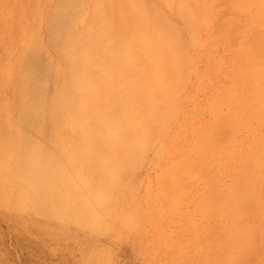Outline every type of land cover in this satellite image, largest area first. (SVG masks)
Instances as JSON below:
<instances>
[{
  "label": "rangeland",
  "instance_id": "374dc122",
  "mask_svg": "<svg viewBox=\"0 0 264 264\" xmlns=\"http://www.w3.org/2000/svg\"><path fill=\"white\" fill-rule=\"evenodd\" d=\"M65 1L0 0V264H264V0H103L124 39L101 49L106 70L85 52V112L59 100L76 89L59 82L62 43L101 0ZM61 11L76 23L60 22L54 44ZM42 95H54L49 116ZM118 109L135 121L94 147L99 116ZM85 146L97 148L79 168L89 186L67 157ZM13 162L32 174L14 178Z\"/></svg>",
  "mask_w": 264,
  "mask_h": 264
},
{
  "label": "bare ground",
  "instance_id": "6f19581e",
  "mask_svg": "<svg viewBox=\"0 0 264 264\" xmlns=\"http://www.w3.org/2000/svg\"><path fill=\"white\" fill-rule=\"evenodd\" d=\"M67 1V0H66ZM65 1V2H66ZM64 2V3H65ZM67 2H69V1H67ZM66 2V3H67ZM63 3V4H64ZM70 3V2H69ZM64 4V5H66L67 7H65V8H68L69 7V5L70 4ZM63 4H62V6H63ZM72 5V4H71ZM70 5V6H71ZM103 5H105V4H103V0H101V1H99V2H97V3H95V5L92 7V11L93 12H96V17L93 19V21H91V22H89V23H86V24H84V25H82V27L80 28V30L78 29V25H76L75 23H76V21L75 22H73V20L70 22V21H68V20H70L71 19V15H70V13L69 12H65V11H61V12H59V14L56 16V22H55V24H56V29H54V32L53 33H51V34H53V36H52V42L54 43V41H56L58 38H57V36L59 35V33H58V29L60 28V24H61V27L62 26H65L66 27V25L68 26L69 24H70V26H72V24L71 23H74L75 25H74V28L72 27V29H71V31H70V29H69V32H67V30H65L66 31V34H64V40H66L67 42H63L62 44L64 45L65 44V46L67 47H63L62 48V50L64 51V52H62L63 54H62V56H63V58L65 59V61H68V66L70 67L69 68V70L68 71H65V69L64 70H59V72H58V78H59V82L60 81H62L63 82V85H67V87H69V84L70 85H72V86H74L76 89H75V93H73V94H71V96H68V94L70 95V93H69V90H68V94L66 95V94H64L63 92L62 93H60L59 94V100L62 102L61 104H62V107H68V105H67V103L68 102H74V106H75V104H76V107H77V110H80V109H84V112L85 111H87V104H88V100L87 101H84V102H77V100H76V94L77 93H81V92H83V91H87V92H90L91 91V93H95V89H90L89 87H88V82H86V81H88L87 80V75H88V72L86 73V71H83V70H85L84 68H86L87 66V64H86V60H84V57H86V53H87V51H91V50H95L94 51V53H96V52H98L97 54H95L96 55V57H100L101 59V61H100V63L102 62V58L104 59V57H105V55H104V53H106V52H104V49L103 50H101L104 46H106L108 43H110V42H113V40H119L118 42H120L121 40H123L124 38H123V34L120 32V31H118V29H115L114 27H113V23L111 24V22L109 21V20H107V15L109 16L110 14L109 13H107V15H106V12H102L101 11V8H102V6ZM72 6H74V5H72ZM63 7V8H64ZM83 9V8H82ZM81 9V10H82ZM104 9L106 10V8H105V6H104ZM91 11V12H92ZM63 12V13H62ZM64 12L66 13V14H64ZM62 14H64L65 16L63 17L62 16ZM90 14V12H88L87 13V15H89ZM67 15H70V16H67ZM72 15H73V11H72ZM76 15V14H75ZM75 15H73L74 17H76ZM93 15V14H92ZM61 16V17H60ZM58 17V18H57ZM68 18H70V19H68ZM60 19H62L61 21H60ZM92 19V18H91ZM59 20V21H58ZM63 20H65V21H63ZM77 20V19H76ZM61 22V23H60ZM67 22H68V24H67ZM70 22V23H69ZM60 23V24H59ZM59 24V25H58ZM63 24V25H62ZM80 24V23H79ZM58 25V26H57ZM69 26V28H71ZM81 26V25H80ZM59 27V28H58ZM65 27L63 28V29H65ZM63 29H61V30H63ZM68 29V28H67ZM78 29V30H77ZM56 30V31H55ZM65 33V32H64ZM68 33H70V35H68ZM54 34H58L57 36L55 35L54 36ZM66 36H68V39H66L67 37ZM60 37V36H59ZM63 37V36H62ZM70 37V38H69ZM79 37H80V39L82 38V40L83 39H85V41L83 40L82 41V43L80 42V39H79ZM57 38V39H56ZM113 38H115V39H113ZM54 39V40H53ZM63 39V38H62ZM70 39V46H69V42H68V40ZM87 39V40H86ZM58 41V40H57ZM56 41V42H57ZM84 42V43H83ZM117 42V43H118ZM68 43V44H67ZM116 43V42H115ZM55 44V43H54ZM58 46V45H57ZM108 46V45H107ZM118 46V45H117ZM116 46V47H117ZM67 50H65V49ZM69 48V49H68ZM108 49V48H107ZM58 50V49H57ZM59 50L60 51H62L61 50V48L59 47ZM100 50V51H99ZM107 51V50H106ZM111 51H112V49H111ZM115 51V53H114V57H118V64L116 63V65H120L119 64V61H120V46L119 47H117L116 48V50H114ZM123 51H124V49H123ZM86 52V53H85ZM92 53H91V56H93L92 54H93V51H91ZM61 53V52H60ZM110 54V53H109ZM108 54V55H109ZM85 55V56H84ZM94 55V56H95ZM111 55V54H110ZM123 55V54H122ZM112 57V56H111ZM123 57V59H122V65H123V67H124V62L123 61H126V57L125 56H122ZM125 57V58H124ZM87 58V57H86ZM113 58V57H112ZM98 59V58H97ZM96 59V60H97ZM108 59V58H107ZM89 60H92V59H89ZM99 60V59H98ZM116 60V59H115ZM93 61V60H92ZM108 61V60H107ZM106 61V62H107ZM117 61V60H116ZM91 62V61H90ZM98 61H96L95 63H97ZM106 62H103V63H101V65H98V66H100V69L99 70H106V68L108 69V67H106L107 66V63ZM111 62V61H110ZM109 62V63H110ZM88 63V62H87ZM108 63V64H109ZM114 63V62H113ZM121 63V62H120ZM114 65V64H113ZM112 65V66H113ZM97 66V67H98ZM94 67V66H93ZM122 67V68H123ZM89 68H91V67H89ZM88 68V69H89ZM99 68V67H98ZM116 68H118V67H116ZM33 69V70H32ZM31 70H32V72L33 71H35V67L34 68H32ZM94 69V68H93ZM124 69V68H123ZM126 69V68H125ZM124 69V70H125ZM31 70H30V74L32 73L31 72ZM119 71H120V68L118 69ZM93 71V70H92ZM109 71V70H108ZM112 71V70H111ZM114 71V70H113ZM118 71V72H119ZM127 71V70H126ZM85 72V73H84ZM94 73H95V71H93ZM104 72V71H103ZM107 72V71H106ZM117 72V71H116ZM123 72H125V71H123ZM122 72V73H123ZM33 73H35V72H33ZM120 73H121V71H120ZM119 73V74H120ZM127 73V72H126ZM110 74H112V73H110ZM47 75V74H46ZM91 75V73L89 74V76ZM97 75V74H96ZM103 75V74H102ZM115 76H116V74H114ZM113 75V76H114ZM27 76H28V73H27ZM21 77V78H25V79H29L30 80V77L28 76V77ZM37 77H38V75H36ZM39 76H40V74H39ZM87 76V77H86ZM92 76V75H91ZM99 76V75H98ZM97 76V77H98ZM107 76V75H106ZM125 76V75H124ZM136 76V75H135ZM35 77V76H34ZM37 77H35V79L37 80ZM99 77H102V76H99ZM109 77H112L111 75L109 76ZM118 77V76H117ZM58 78H57V83H59L58 82ZM91 78V77H90ZM113 78V77H112ZM24 79V80H25ZM39 79H41L40 77L38 78V80ZM110 79V78H109ZM114 79L116 80V78L114 77ZM119 79H120V76H119ZM24 80H22V81H24ZM28 80V81H29ZM38 80H37V82L36 83H38ZM90 80V79H89ZM111 80H113V79H111ZM27 81V80H26ZM25 81V82H26ZM31 81V80H30ZM28 82V83H31V82H34L33 80L31 81V82ZM41 81V80H40ZM39 81V82H40ZM43 81H44V78H43ZM136 81V80H135ZM42 82V81H41ZM90 82V81H89ZM92 82V81H91ZM111 83H112V81H110ZM110 82H108L109 84H110ZM118 82V81H117ZM24 83V82H23ZM27 83V82H26ZM27 83V87H25V88H28V90L30 91H33L34 89H36V88H32V83H31V87H28V84ZM35 83V82H34ZM33 83V84H34ZM77 83V84H76ZM116 83V82H115ZM119 83V82H118ZM125 83H126V91L129 93V95H131V94H135L136 93V90H138V88H136V86H137V84H136V82L134 83V78H133V76H130V77H128L126 80H125ZM45 84V83H44ZM44 84H42V86L44 85ZM93 84V83H92ZM113 84V83H112ZM136 84V85H135ZM25 84H23V86H24ZM114 85V84H113ZM118 85H120V83L118 84ZM40 86V85H39ZM108 86H112L111 84L110 85H108ZM107 86V87H108ZM117 86V85H116ZM139 86V85H138ZM41 87V86H40ZM66 87V86H65ZM94 87V86H93ZM113 87H115V85L113 86ZM24 88V89H25ZM31 88V89H30ZM109 88H111V87H109ZM117 88V87H116ZM17 89H19V88H17ZM42 89V88H41ZM41 89H38V90H41ZM66 89V88H65ZM71 89V88H70ZM20 90L22 91V89H21V87H20ZM26 91H27V89H25ZM24 90V92H26ZM118 90V89H117ZM30 91V92H31ZM66 91H67V89H66ZM72 91V90H71ZM104 91V90H103ZM106 91V90H105ZM111 91L112 92H115V89H114V91H113V89H111ZM120 91V90H119ZM28 92V91H27ZM26 92V93H27ZM40 92H42V91H40ZM96 92H97V89H96ZM99 92V91H98ZM102 92V91H101ZM121 92V91H120ZM100 93V92H99ZM127 93V94H128ZM21 94V93H20ZM23 94V93H22ZM27 94H29V93H27ZM26 94V95H27ZM89 94V93H88ZM113 94V93H112ZM118 94V93H117ZM121 94V93H120ZM18 95V94H17ZM25 95V93H24V95H21V97L22 96H26ZM43 95H44V93H43ZM43 95L41 96V98L43 97ZM96 95V94H95ZM99 95V94H98ZM97 95V96H98ZM102 95V94H101ZM20 96V95H19ZM30 96V95H29ZM46 96V95H45ZM44 96V98H42L43 100L41 101V102H43V103H41L39 100H38V102H40V103H38V106L39 107H43V108H45V112H46V114L49 116L50 114L49 113H51V111L53 110L52 109V107H51V100L53 99V97H54V95L52 96V97H45ZM107 101H108V104H109V106L111 107V108H114V104L116 103V100H117V96H111V94H107ZM120 96H122V95H120ZM124 96H126V94L124 95ZM102 97H105V95L104 96H102ZM119 97V96H118ZM19 98V97H18ZM100 98V97H99ZM23 100V97L22 98H20L19 100ZM93 99V98H92ZM92 99H90V100H92ZM97 99V98H96ZM28 100V99H27ZM103 100H105V99H103ZM30 101V100H29ZM96 101V100H95ZM106 101V100H105ZM118 101V100H117ZM23 102H24V100H23ZM91 102V101H90ZM89 102V103H90ZM31 103V102H30ZM92 103V102H91ZM94 103V102H93ZM20 104V103H19ZM22 104V106L24 105L23 103H21ZM28 104V103H27ZM43 104H44V106H43ZM29 105V104H28ZM27 105V106H28ZM41 105V106H40ZM84 105H85V107H84ZM95 105V104H94ZM24 106H26V105H24ZM27 106L26 107H23V108H27ZM74 106H72V109L74 108ZM105 106V105H104ZM51 107V108H50ZM90 107V106H89ZM17 108V107H16ZM22 108V109H23ZM21 109V108H20ZM24 109V110H25ZM52 109V110H51ZM27 110H29V111H27ZM58 110V109H57ZM104 110V109H103ZM122 110H123V108H122ZM26 111L27 112H25L26 113V116H28L27 115V113H29L30 112V109H26ZM18 112V111H17ZM23 112V111H22ZM21 112V113H22ZM75 111H71V115H72V113H74ZM90 112V111H89ZM78 113V112H77ZM102 113H104V112H102ZM125 114H126V112H124ZM23 114V113H22ZM34 115L33 116H35V113H33ZM81 114V113H80ZM87 114V113H86ZM125 114H123V115H125ZM18 115V114H17ZM21 115V114H20ZM89 115H90V113H89ZM22 116V115H21ZM20 116V117H21ZM25 116V117H26ZM31 116V114L29 115V117ZM32 116V117H33ZM19 117V116H18ZM23 117V116H22ZM84 117H85V114H84ZM31 118V117H30ZM34 118V117H33ZM32 118V119H33ZM36 118V117H35ZM89 118H90V116H89ZM122 118V120H125V125L126 126H128L129 125V122H132L133 123V121H135V119L133 118V116H123V117H121L120 116V109H118L117 110V112H113V113H111V114H108V115H102L101 117L99 116V125H98V123H97V127H100V130H99V135H100V137H99V139L96 141V145L94 146V147H99V145H101V144H111V143H114L117 139H119L120 138V132H122L123 131V127H120V119ZM133 118V119H132ZM20 119V118H19ZM26 119H27V117H26ZM26 119H25V121H26ZM31 119V120H32ZM88 119V118H87ZM86 119V120H87ZM86 120H85V118H83L82 120H80L81 122V128H82V132L83 133H87V136L88 137H92V131L94 130V126L92 125V123L91 122H89V121H87L86 122ZM27 122L29 123V122H32L33 123V121H29V120H27ZM98 122V121H97ZM23 123H24V121H23ZM32 123H30V125H32ZM34 124V123H33ZM28 124L26 123V126H27ZM29 125V126H30ZM20 127V126H19ZM112 127H114L115 128V130H116V132H117V136H116V140L115 141H113V139H112V137H111V134L110 133H108V130H107V128H110L111 129V131H112ZM26 130V129H25ZM32 130H34V129H32ZM98 130V129H97ZM27 131V130H26ZM100 131H107V134H106V136H105V134H104V132H103V134H100ZM19 135V134H18ZM21 135H23V134H21ZM98 135V136H99ZM17 136V135H16ZM80 136H81V134H80ZM19 136H17V138H18ZM15 140V139H14ZM19 140V139H18ZM18 140H16V141H18ZM23 139H21V141H22ZM120 140H121V138H120ZM120 140H118L117 141V146H118V148H120V146H122V143H120L121 141ZM20 142V141H19ZM121 144V145H120ZM117 148V149H118ZM16 149H18V148H16ZM23 150V149H22ZM119 150V149H118ZM15 151V150H14ZM96 151H97V148L95 149V148H93V147H90V146H85V147H83V148H78V149H74V150H71V151H69V153L67 154V157L70 159V161L72 162V164H73V166L74 167H76L77 169H78V171L80 172L79 174H77L76 176H77V179L80 181V182H83V183H85V185H87V186H89L90 184H91V181H92V179H93V174H91V173H84V172H82L83 171V169H79L80 167H87V166H89V164H91L90 163V160H92V159H94V157L96 156ZM23 152H25V151H23ZM75 152H76V154H78L79 152L80 153H82L83 154V156H80V157H78L76 154H75ZM13 153V152H12ZM119 153V152H118ZM118 153H116L117 154V156H118ZM15 154V153H14ZM17 154V153H16ZM29 154H32V152H30ZM116 154H115V157H117L116 156ZM18 155V154H17ZM123 157V156H122ZM124 158V157H123ZM20 161V160H19ZM14 163V166L10 169V171H11V175H13V177L14 178H16V176L17 175H20L21 173L26 177V176H28V175H31L32 173L29 171L30 170V168H28L27 166L26 167H24V169H25V171H23V172H21V169H22V167L24 166V165H22V166H20V164L21 163H16L15 164V162H13ZM25 177H23V178H25ZM247 200L248 199H246V202H247ZM243 201H245V199L243 200ZM254 201V200H253ZM242 203V202H241ZM245 203V202H244ZM243 203V204H244ZM251 205V204H250ZM254 205V204H253ZM252 205V206H253ZM253 208V207H252ZM247 210H248V207H247ZM254 227V226H253ZM252 227V228H253ZM259 230H260V228H259ZM255 232H258V231H256V230H254ZM251 253H252V251H251ZM249 258V257H248Z\"/></svg>",
  "mask_w": 264,
  "mask_h": 264
}]
</instances>
